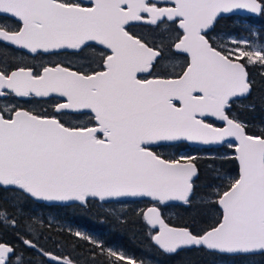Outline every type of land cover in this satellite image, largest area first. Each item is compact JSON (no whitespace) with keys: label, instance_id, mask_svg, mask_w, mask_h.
I'll return each mask as SVG.
<instances>
[{"label":"snow or ice","instance_id":"obj_1","mask_svg":"<svg viewBox=\"0 0 264 264\" xmlns=\"http://www.w3.org/2000/svg\"><path fill=\"white\" fill-rule=\"evenodd\" d=\"M241 14L264 0H0V264H264V29L218 30ZM96 202L139 254L53 234Z\"/></svg>","mask_w":264,"mask_h":264},{"label":"trees","instance_id":"obj_2","mask_svg":"<svg viewBox=\"0 0 264 264\" xmlns=\"http://www.w3.org/2000/svg\"><path fill=\"white\" fill-rule=\"evenodd\" d=\"M249 23L254 24L257 29H264V20L259 18L249 19L248 16L244 15H230L225 19L221 20L218 25V30L222 33H231L233 35H246L243 32V29L249 25ZM255 117L257 125L259 127V121L264 119V113L259 111L252 113L248 116L249 119ZM258 127L254 130H258ZM217 157L216 163L218 165L222 164L225 171L232 173L233 175L237 171V166L234 161L231 159H220L219 155H215ZM211 157H201V177L198 183L203 187V184L207 180V169L206 165L208 160ZM132 202V201H129ZM99 202H96L88 209H80V208H65L59 209L58 218L69 221L71 223V227L73 230H80L87 235H96L99 239L105 241L108 244L115 246H123L131 251L136 253H140L142 250L141 238L137 236L133 238L131 230H124L120 224H118L115 220V217L111 215L109 212L105 211L103 208L99 207ZM136 204V202H133ZM145 206V203L142 207ZM141 208L137 206H128L120 208L121 213H127L130 219H134L132 213L134 210ZM58 211V210H57ZM177 211V210H176ZM176 217L172 218L175 220ZM60 226L55 224L52 232L55 234L57 228ZM67 228V227H65ZM57 239H63L67 242H72L74 240L71 236L57 237ZM83 250L84 242H78ZM46 247L52 249L53 245L49 242ZM192 259V262H197V264H201V260L205 259V264H208V258L200 257L195 254H185Z\"/></svg>","mask_w":264,"mask_h":264},{"label":"rangeland","instance_id":"obj_3","mask_svg":"<svg viewBox=\"0 0 264 264\" xmlns=\"http://www.w3.org/2000/svg\"><path fill=\"white\" fill-rule=\"evenodd\" d=\"M183 151H184L185 153H190V154H193V155H197V156H199V157H207V155H205L203 152H197V151L195 150V147H191V146H189L188 148L183 149ZM221 151H225V150H221ZM226 151H229V152H230L231 150H226ZM214 155H219V153H214ZM135 202H136V204H133V202H128V203H126V204H124V205H121L120 208L128 207V206L142 207V206L144 205V202H141V201H135ZM98 205H99V207H100V204H99V203H98ZM59 212H60L59 210H58V211H57V210L54 211V212L52 213V216H53V217H58V213H59ZM175 213H176V210L174 209V210H171L169 213H167V215H169L171 218H174V217H175ZM49 218H52V217H49ZM58 219H59V223H56V222L54 221V224H57V225H59V226L63 225L64 227L71 226V223H70L69 221L63 220V219H61V218H58ZM91 236L98 238V236H97L96 234H93V235H91Z\"/></svg>","mask_w":264,"mask_h":264},{"label":"flooded vegetation","instance_id":"obj_4","mask_svg":"<svg viewBox=\"0 0 264 264\" xmlns=\"http://www.w3.org/2000/svg\"><path fill=\"white\" fill-rule=\"evenodd\" d=\"M113 246H115V245H113ZM205 262H206L205 259L201 260V264H205ZM167 264H197V262L193 263L192 259L189 256H186L185 254H181L180 256H178L172 260L167 261Z\"/></svg>","mask_w":264,"mask_h":264},{"label":"water","instance_id":"obj_5","mask_svg":"<svg viewBox=\"0 0 264 264\" xmlns=\"http://www.w3.org/2000/svg\"><path fill=\"white\" fill-rule=\"evenodd\" d=\"M241 15L247 16L246 14H241ZM191 147H195V146H191Z\"/></svg>","mask_w":264,"mask_h":264}]
</instances>
